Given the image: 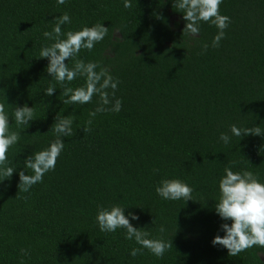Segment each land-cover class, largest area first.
I'll use <instances>...</instances> for the list:
<instances>
[{
	"label": "trees",
	"instance_id": "obj_1",
	"mask_svg": "<svg viewBox=\"0 0 264 264\" xmlns=\"http://www.w3.org/2000/svg\"><path fill=\"white\" fill-rule=\"evenodd\" d=\"M131 4L0 0V103L9 130L20 134L8 151L7 166L15 171L0 181V264H264V248L229 256L212 244L225 235L221 225L231 223L215 211L224 169L249 170L264 183V136L230 132L233 124L264 130V0H223L220 13L231 22L216 48L211 43L219 30L210 22H200L198 36H183L186 21L173 0ZM65 12L71 23L61 26L63 33L108 27L104 39L76 59L98 62L96 71L107 68L119 81L115 97L108 92L113 103L122 101L121 110L97 113L87 133L83 127L99 97L64 104L62 86L46 70L48 58H39L54 42L43 32ZM84 83L77 77L68 86ZM51 85L56 89L47 96ZM25 104L34 107L36 119L17 127L14 110ZM58 113L73 118L72 135L61 137L55 169L28 192L19 191V172L32 174L26 158L56 139L50 129ZM163 179L189 185L193 200L161 198L155 189ZM113 206L124 208L148 238L172 243L163 258L146 248L132 257L141 246L125 238L126 229L100 230L98 209Z\"/></svg>",
	"mask_w": 264,
	"mask_h": 264
},
{
	"label": "clouds",
	"instance_id": "obj_2",
	"mask_svg": "<svg viewBox=\"0 0 264 264\" xmlns=\"http://www.w3.org/2000/svg\"><path fill=\"white\" fill-rule=\"evenodd\" d=\"M223 0H173V8L183 13V20L186 25L183 29V36L196 37L200 33V22L211 23L219 30L213 38L211 47L220 46V41L225 37V30L228 28L230 17L220 13V5ZM66 0H57L58 5H63ZM124 7L131 8V0H124ZM157 18L163 19L157 13ZM71 23V17L67 12L59 15L54 20V27L51 31H44L43 36L54 41L50 46L41 48L39 58H48L47 72L62 86L61 95L63 103L67 105H84L92 102L94 96L99 97L97 107L89 112V119L83 131H90L92 119L97 113L106 111L119 112L122 101L110 99L108 89H112V97L119 81L115 80L107 68L101 67L99 71L98 62H85L76 59L82 49L91 52L96 43L102 41L108 33V27L104 24L85 26L81 30L62 32L61 26ZM65 36L66 38H61ZM209 44L203 43L202 48L207 51ZM66 60H73L74 64L69 67ZM77 77H84L83 86L72 88L68 84ZM55 86L51 85L44 90L47 96H52ZM111 105V107H107ZM14 120L17 127H29L31 121L35 120L34 107L25 104L23 107L16 106ZM73 118L61 116L55 117V123L51 131L56 139L44 150L37 151L28 156L24 161V168L30 169L32 174H25L24 170L19 172V191L28 192L33 185L42 182L44 175L55 169L57 159L60 156L64 141L61 137L72 135ZM230 132L237 137L247 135L264 136V130L259 126L241 129L235 124L230 126ZM20 140V134L9 130V117L5 111V105L0 103V181L11 178L15 169L7 166L8 151ZM220 140L225 144L229 143L230 137L227 133L220 134ZM158 171V170H157ZM225 175L219 180V198L215 205L216 213L225 221L221 225L225 232L224 236L216 235L212 241L213 245L223 246L228 250L229 256H238L241 252L253 247L264 248V183L249 170L234 172L231 167L224 169ZM156 193L166 200H188L192 199L193 189L179 179H163L155 189ZM132 220H138L139 216L129 213ZM99 228L102 232H115L118 228L126 229L125 238L135 240L140 248H133L130 252L132 257L142 254V249H147L154 256L163 258L166 251L172 247V243L163 239H151L147 231H141L130 222L129 216L125 215V209L120 206L99 208L96 216ZM155 223V220L153 221ZM159 231L163 233L165 228L160 226ZM28 254L26 250H21Z\"/></svg>",
	"mask_w": 264,
	"mask_h": 264
}]
</instances>
